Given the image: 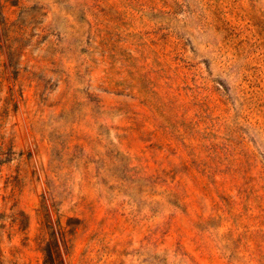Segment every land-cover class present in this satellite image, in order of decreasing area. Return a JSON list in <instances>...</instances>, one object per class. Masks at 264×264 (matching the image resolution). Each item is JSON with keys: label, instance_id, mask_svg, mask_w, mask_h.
I'll use <instances>...</instances> for the list:
<instances>
[{"label": "rangeland", "instance_id": "rangeland-1", "mask_svg": "<svg viewBox=\"0 0 264 264\" xmlns=\"http://www.w3.org/2000/svg\"><path fill=\"white\" fill-rule=\"evenodd\" d=\"M0 264H264V0H0Z\"/></svg>", "mask_w": 264, "mask_h": 264}]
</instances>
